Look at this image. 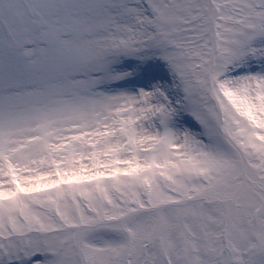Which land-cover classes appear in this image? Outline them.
Returning a JSON list of instances; mask_svg holds the SVG:
<instances>
[{
    "label": "snow or ice",
    "instance_id": "snow-or-ice-1",
    "mask_svg": "<svg viewBox=\"0 0 264 264\" xmlns=\"http://www.w3.org/2000/svg\"><path fill=\"white\" fill-rule=\"evenodd\" d=\"M0 264H264V0H0Z\"/></svg>",
    "mask_w": 264,
    "mask_h": 264
}]
</instances>
